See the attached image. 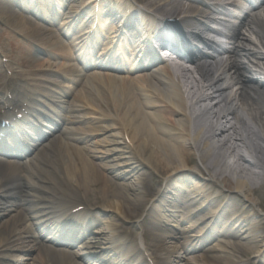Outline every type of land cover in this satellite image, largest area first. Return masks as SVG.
Here are the masks:
<instances>
[{"label": "bare ground", "instance_id": "bare-ground-1", "mask_svg": "<svg viewBox=\"0 0 264 264\" xmlns=\"http://www.w3.org/2000/svg\"><path fill=\"white\" fill-rule=\"evenodd\" d=\"M38 1L23 0L20 4L16 0H0L4 25L0 45L9 65L15 66L20 81H26L39 95H44L50 86L58 87L47 79L48 73L67 69L73 74L69 77L73 83L78 85L82 81V97L95 96L100 106L91 115L83 105L75 103L70 107L72 115L61 118V123L74 125L64 130L68 140H59L61 161L55 159L54 140L39 141L36 155L21 161L0 156V201L13 202L11 207L16 209L10 207L11 212L19 210L0 224V250L7 252L1 258L11 260V264H28L27 260L29 264H88L92 257L93 264H112L106 256L112 248V257L129 259V263L124 261L126 264L136 263L135 257L142 259V264H154V256L163 258L165 264H250V259L245 257L251 256L264 260V229L257 221L262 216L256 198V193L264 189V3L254 12L241 15L239 24L233 27L234 45L225 61L218 64L204 57L189 60L206 85L185 84V95L181 83L191 70L184 61L178 59L165 64L160 59L152 67L142 63L128 66L118 63L112 67L104 65L109 55L105 52L116 41L123 19L132 11L143 13L136 9L137 2H143L147 9L162 17L178 18L186 14L194 21L203 22L206 20L203 0H70L64 22L57 28L51 21V13L32 11L43 7L47 0ZM11 3L20 5L21 12L14 11ZM215 8L228 10L222 3ZM110 19H114L113 24L109 23ZM77 21L83 24L84 39L97 25L98 29L108 30V46L100 54L106 58L102 57L101 62L87 59L86 52L81 54L83 46L78 54L74 53L79 44L66 43L61 36L74 32ZM129 34L130 38L139 37L132 29L125 35ZM175 43L184 45L178 39ZM37 45L48 48L57 60L37 59L33 53ZM103 66L116 73L102 71ZM10 79L0 74V92H5L2 99L15 105L14 111L8 107L0 119L11 123L19 113L25 115L38 100L27 88L21 90L17 86L3 91L10 86ZM62 89L69 95L71 89ZM14 90L18 91L16 98H5ZM90 118L94 119L93 125L87 126ZM209 122L212 124L208 127ZM82 123L84 129L76 128L75 125ZM92 132L109 134L103 143H94ZM73 142L85 145L79 147ZM106 145L114 148L106 150ZM114 153L126 159L124 166L131 178L124 179L117 172L118 166L108 160ZM52 164L59 177L51 181L45 176V167ZM153 172L162 176L160 181L150 178ZM115 179L124 182L116 183ZM23 180L32 193L22 203H15L14 197L23 196ZM49 183L54 184L51 192ZM179 183H185L181 188L190 194L188 202L182 204L169 196L170 187ZM79 191L84 192L85 204L76 203L82 199ZM224 192L230 194V200L238 201L240 197L243 205L251 208L248 222L237 211L232 218L224 219L227 205L219 204ZM198 200L203 204L196 208ZM97 204L113 212L119 222L132 215L138 226L149 223L151 227L145 230L144 237L131 238L118 224H105L95 231L91 241H77L81 242L78 247L75 240L63 244L45 233L67 219L68 223L75 219L78 227L85 230L84 215H90L91 207L96 208ZM80 205H84L83 209L76 211ZM38 217L41 219L34 221ZM220 223L223 228L215 229ZM171 225L183 229L180 232L168 228ZM68 226L63 228L67 231L64 235L71 236L74 225ZM217 237L222 240L208 250L222 255L189 257ZM103 240L107 243L102 250L107 252L97 253L94 244ZM171 240H178L179 246ZM28 249L37 255L10 254Z\"/></svg>", "mask_w": 264, "mask_h": 264}, {"label": "rangeland", "instance_id": "rangeland-1", "mask_svg": "<svg viewBox=\"0 0 264 264\" xmlns=\"http://www.w3.org/2000/svg\"><path fill=\"white\" fill-rule=\"evenodd\" d=\"M140 4L142 7H145V4L143 2H140L138 3ZM11 8L16 11V12H20V10L13 5V3H11ZM2 20L0 18V32H2V30H4V25L2 24ZM70 40V39H69ZM69 40L66 41V43L69 42ZM6 39H5V43H6ZM0 49H1V52L2 54L5 56L6 53H3V48L2 46L0 45ZM33 53L35 54L36 58L37 59H41V57H47L48 55L39 51V50H34L33 49ZM1 59H4L3 57ZM6 59V58H5ZM51 60H54L53 62H55V59H51ZM69 62V61H67ZM4 65H6V62L4 63ZM188 68L191 70V74L188 75V78H184L185 82L184 84H186L187 86H193V83L195 82H198L200 84L201 87H205L206 83L200 78V75L194 71V66L193 65H188ZM9 67V66H8ZM10 71H7L8 68H3L2 71L4 72L5 75H8V77H11L12 79H10V85L11 86H18V87H21L23 88L24 86L25 87H30L27 83H25L26 81L22 80L20 81V75H19V70L15 67V66H12L10 67ZM67 69L63 70V72H66ZM11 72V73H10ZM69 72V71H68ZM10 73V74H9ZM53 79H57L58 81V84L60 85H67L69 88H71V85L68 84V83H63L61 82L62 80L59 78V76H52ZM2 81V80H1ZM0 81V82H1ZM83 85V84H82ZM80 85V86H75L74 89H72V93L69 95V96H65L63 95V93H60V91H58L57 89H54L56 90V92H49V95L46 99H43L45 100L47 103L49 104H52L54 107L56 108H60V105L63 106L62 110V118H66V117H69L71 116L72 114L70 113V107L73 106V104H80V105H83L85 107V111L88 112V113H91L92 115V111L93 110H96V108H99L100 106V102L97 100V98L95 96H91L89 97V95L86 94V96L83 98L82 97V93L81 91L83 90V86ZM205 89V88H204ZM196 92V91H195ZM208 92V91H207ZM2 96V94L0 93V97ZM0 105H3L2 102H0ZM94 115V114H93ZM90 117H93V116H90ZM91 121L89 120L86 125L89 126V125H93V118H90ZM201 123H206L205 120H201ZM60 124V127L59 129L55 130L54 132H52L50 134V136L44 141V143H50L52 142V140H54V142L52 143L54 145V148L56 149L53 153H54V156H55V159L56 160H59L61 161L62 159V154H60L59 152V148H58V145H60L59 143V140H62V141H67L68 140V135L64 134V130L67 128V127H74V125H67L66 123H59ZM207 124H212L211 122L210 123H207ZM81 125H85V124H79V125H75L76 128H83L84 129V126H81ZM209 127V125H208ZM93 130V129H91ZM92 133H95V135L91 136V142H101L103 143V141H105V138L106 136L109 134V133H106V132H102V133H96V132H92ZM90 142V143H91ZM74 143V142H73ZM89 143V144H90ZM75 145L77 143H74ZM79 147H84L85 144L83 143H78L77 144ZM103 145V144H102ZM106 150H110V149H113L114 147L112 146H107L104 147ZM36 152H37V149H33L29 154V157L31 156H34L36 155ZM116 153L110 155V157L108 158V160L114 164H116L118 167H117V172L122 174L123 175V178L124 179H129L131 178V174L130 172H128V169L126 166H124V164L126 163V159L123 158L122 155H120L119 157H115ZM126 156V155H124ZM234 156V155H233ZM232 156V157H233ZM105 157V156H104ZM236 159V157H235ZM96 161V160H95ZM96 163H98L96 161ZM122 165V166H121ZM53 164L52 166L48 165L46 166V170L47 172H45V176H48L51 181L52 180H55V179H58L57 178V174L53 171ZM148 171L147 169L146 170H142L140 173H144ZM109 174V173H108ZM59 177V176H58ZM138 176H136L137 178ZM153 177V178H152ZM161 177L160 175H157V173H152L150 175V178L152 179H155V181H160L161 180ZM134 180V179H132ZM23 184H24V187L22 188L23 192H22V195L21 197L19 198H13V201H15V203H22L23 201L27 200V197L30 195V190L28 189V187L25 185V182L22 181ZM115 182L116 183H122L124 182L122 179H115ZM149 183H151V180H149ZM49 189H50V192L54 189V184H48L47 186ZM15 187H12V190L13 191H16L15 189H13ZM121 191V190H120ZM80 192V193H79ZM78 193L81 195L82 199H80L78 201L77 204H85V200L83 199L85 196H84V192L82 191H79ZM225 195L223 196V198L219 201V204H221L222 206L223 205H227L225 210H224V219H228V218H231L233 216V213L235 211H237L239 214H241V217L246 219L247 222L249 221V219L251 218L252 216V212H251V208H249L247 205H243V202H242V199L240 197H238V201H234V200H230V194L227 193V192H224ZM233 196V195H232ZM234 197V196H233ZM94 201L96 200L95 197H91ZM256 198L258 199V206H257V209L260 211V214L262 216L261 219L257 220L258 222H260V225H262L263 229H264V189L258 191L256 193ZM4 204V206H3ZM0 224L1 223H4L8 220H10L11 216L16 214L17 211L19 210H16L11 212L10 210V207L13 205V202L12 203H6L5 204V201L2 200V202L0 201ZM8 206V207H7ZM81 206H84V205H81ZM96 207V210L92 211L91 212V215L90 217L95 220L96 222H98L97 224V227L100 228L101 226H104L105 224H109V223H116L118 224V226L124 230L126 232V234L133 238V237H137L138 235H143L145 233V230L147 231L148 227H151V224H145V226H138L136 223L137 220H135V218H132V215L128 216L126 219L124 220H121V222H119L118 218L113 214V212L109 211V210H104L100 207L99 204L95 205ZM99 207V208H98ZM93 208V207H92ZM11 209H16L15 207H11ZM94 209V208H93ZM132 212V211H131ZM130 212H128L129 214ZM262 223V224H261ZM170 229H180L182 230L183 228H177L176 226L174 227H168ZM96 228H94L95 230ZM220 238H215L213 240H210L208 242V244H206L205 248L202 249V250H198L196 252H194L193 254H190V256L194 257V256H198V258H202V256L205 254V255H222L221 253L219 252H209L208 248L210 247H215L218 243H219V240ZM88 240H92V238H88ZM147 241V239H146ZM172 242H175L176 245L179 246V241L178 240H171ZM106 243L105 240L102 241L101 244H94L95 246L93 247L94 250L96 251H100L102 250L100 247L103 246V244ZM173 245V244H172ZM93 246V245H92ZM175 246V245H174ZM77 248L75 249H71L70 251L72 252L73 250H76ZM155 249V248H154ZM30 253L29 255L30 256H34L35 254L37 255V252H30L29 249L27 252H25L24 250L22 251H17V252H12L10 254H28ZM4 254H7V252H5V250H0V264H11L10 261L11 260H8L7 258H4L1 256L4 255ZM29 257V256H28ZM112 257V256H111ZM116 261H119V259H116L114 258ZM163 258H159L158 261L160 262L159 264H165L164 261H162ZM249 260L250 259V264H264V260L262 261H259V260H255L254 259V256H251V257H245V260ZM91 262H89L88 264H93L94 262L92 260H90ZM26 263H30V260H27Z\"/></svg>", "mask_w": 264, "mask_h": 264}]
</instances>
